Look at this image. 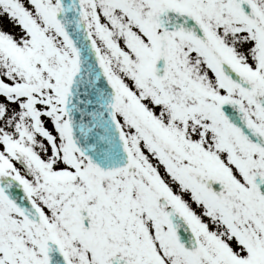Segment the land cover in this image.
<instances>
[{"label":"snow or ice","instance_id":"snow-or-ice-1","mask_svg":"<svg viewBox=\"0 0 264 264\" xmlns=\"http://www.w3.org/2000/svg\"><path fill=\"white\" fill-rule=\"evenodd\" d=\"M0 264H264V0H0Z\"/></svg>","mask_w":264,"mask_h":264}]
</instances>
